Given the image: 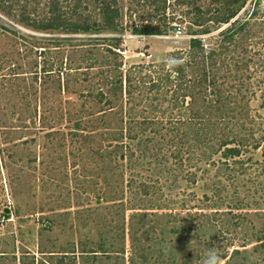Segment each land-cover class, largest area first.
<instances>
[{"label": "rangeland", "instance_id": "1", "mask_svg": "<svg viewBox=\"0 0 264 264\" xmlns=\"http://www.w3.org/2000/svg\"><path fill=\"white\" fill-rule=\"evenodd\" d=\"M46 2L0 0V264H203L213 247L225 264H264V0L248 1L231 44L221 36L229 25L133 35L148 24L130 23L128 0L119 35L19 22L23 7ZM112 38L133 94L109 106L88 91L111 86L81 61L89 50L102 59L98 45ZM196 38L217 51L209 88L151 91L149 78L166 73L159 63L173 51L189 59ZM199 73L187 68L184 84ZM232 141L241 157L225 165L221 146Z\"/></svg>", "mask_w": 264, "mask_h": 264}, {"label": "trees", "instance_id": "2", "mask_svg": "<svg viewBox=\"0 0 264 264\" xmlns=\"http://www.w3.org/2000/svg\"><path fill=\"white\" fill-rule=\"evenodd\" d=\"M201 1L202 0H128L130 7L127 13L129 14L130 23L133 24L132 22L135 23L138 21L139 23L148 24L141 26L133 25L130 26V30L133 35L164 36L167 35L168 32H174L176 34L178 32H183L181 27H176L177 24L188 23L192 27L201 29L206 27L209 28L211 25H229L230 28L222 32L221 36L225 43L231 44L234 42L235 36L244 29V27H238V16L249 0H210V5L208 6L203 5ZM1 6L3 12L7 11L8 14L12 12L11 9L6 7L5 3H2ZM124 11L125 9L120 6V0H47L44 7L37 6L34 11H28L27 7H23L19 22L41 33L119 35L124 30L129 29L123 25L126 19ZM153 23H157L160 29L152 28L151 26ZM237 27L239 29H237ZM234 28H236V31L233 30ZM5 31L6 29L4 27H0V35ZM208 32L209 31L205 30L198 34H207ZM61 41L64 40H58L57 42L60 43ZM103 42L105 43L98 45L105 46L102 50L104 53L102 59H99L95 52L91 50L86 51L87 54L82 57L81 61L87 64L85 67L86 71L82 72L83 74L84 72L89 74L92 70L98 69L99 72L97 75L103 76L99 84L105 86L110 85L111 87L107 93L102 89H98L97 93H94V89L91 88L88 91L89 97L97 100V104L104 103L111 106L113 105V99H110L111 96L114 97L116 95L122 98L124 93L128 94L130 97L132 96L133 81L132 75L129 72L124 73L122 70L123 61H121L122 57L120 54V50H122L120 38L105 39ZM221 49H226V47L223 45ZM44 50L45 49L41 51V56L45 55L46 51ZM188 55L189 59L186 58L187 55L185 52L173 51L169 53V58L158 65L159 69L162 68L166 73L160 75L161 77L158 79L149 78L150 90H160L162 86L170 89L179 87L180 91H185L187 88L193 90L201 88L203 90L204 86L209 88L210 80L207 76V68L213 62V64H217V51L212 50L207 54L203 41L196 38L190 41ZM190 66L193 69L196 67L200 70V73L196 76V80H194L193 87L184 84L187 79L186 69ZM38 67L39 65L37 64V68ZM104 68H107L106 71H104ZM148 68H150V66H148ZM41 70L44 74L49 75L50 71L46 69L45 65ZM80 70L83 69H68L69 72H79ZM37 76L38 74L36 73V79ZM175 76H177L176 79H174ZM180 77L184 82L181 81ZM175 80L181 82L179 83ZM124 85L126 86L125 88ZM174 95L177 97L179 96L178 93ZM190 96L191 95L187 94L185 98ZM79 127L80 125H78L76 130H78ZM121 136H123V133ZM75 137L78 138L79 135H75ZM234 144V141L230 143L225 142L221 146L220 152H222L225 165H228L229 160L239 159L241 157V148L239 145L237 146ZM4 217L9 216L4 214ZM102 250H104L103 247ZM90 254L96 255L97 252H90ZM239 254V251L234 252V256ZM141 259L143 262H146L148 257L143 254L141 255Z\"/></svg>", "mask_w": 264, "mask_h": 264}, {"label": "clouds", "instance_id": "3", "mask_svg": "<svg viewBox=\"0 0 264 264\" xmlns=\"http://www.w3.org/2000/svg\"><path fill=\"white\" fill-rule=\"evenodd\" d=\"M190 249V247H189ZM191 250V249H190ZM203 264H225L219 252L215 247L208 250L206 258L203 261Z\"/></svg>", "mask_w": 264, "mask_h": 264}, {"label": "built area", "instance_id": "4", "mask_svg": "<svg viewBox=\"0 0 264 264\" xmlns=\"http://www.w3.org/2000/svg\"><path fill=\"white\" fill-rule=\"evenodd\" d=\"M182 32H178L177 34H181Z\"/></svg>", "mask_w": 264, "mask_h": 264}, {"label": "water", "instance_id": "5", "mask_svg": "<svg viewBox=\"0 0 264 264\" xmlns=\"http://www.w3.org/2000/svg\"><path fill=\"white\" fill-rule=\"evenodd\" d=\"M6 213H8V211Z\"/></svg>", "mask_w": 264, "mask_h": 264}]
</instances>
